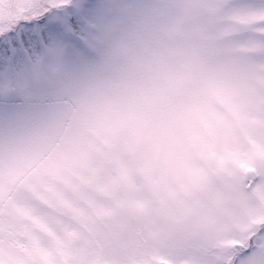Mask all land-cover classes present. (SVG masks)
Here are the masks:
<instances>
[{
  "label": "snow or ice",
  "instance_id": "1",
  "mask_svg": "<svg viewBox=\"0 0 264 264\" xmlns=\"http://www.w3.org/2000/svg\"><path fill=\"white\" fill-rule=\"evenodd\" d=\"M0 264H264V0H0Z\"/></svg>",
  "mask_w": 264,
  "mask_h": 264
},
{
  "label": "clouds",
  "instance_id": "2",
  "mask_svg": "<svg viewBox=\"0 0 264 264\" xmlns=\"http://www.w3.org/2000/svg\"><path fill=\"white\" fill-rule=\"evenodd\" d=\"M231 208L234 215L240 217L241 219L246 218V209L244 207H241L240 205H232ZM219 219L222 223L229 222L230 220V218L226 217H220Z\"/></svg>",
  "mask_w": 264,
  "mask_h": 264
}]
</instances>
